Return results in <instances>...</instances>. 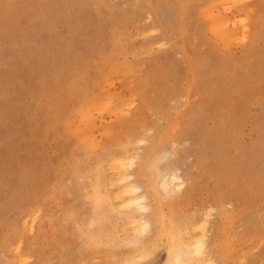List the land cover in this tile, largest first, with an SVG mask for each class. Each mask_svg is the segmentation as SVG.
<instances>
[{
	"label": "rangeland",
	"instance_id": "obj_1",
	"mask_svg": "<svg viewBox=\"0 0 264 264\" xmlns=\"http://www.w3.org/2000/svg\"><path fill=\"white\" fill-rule=\"evenodd\" d=\"M170 229L205 237L189 264H264V0H0V264H171Z\"/></svg>",
	"mask_w": 264,
	"mask_h": 264
},
{
	"label": "bare ground",
	"instance_id": "obj_2",
	"mask_svg": "<svg viewBox=\"0 0 264 264\" xmlns=\"http://www.w3.org/2000/svg\"><path fill=\"white\" fill-rule=\"evenodd\" d=\"M231 2H235V0H230ZM227 2V1H226ZM239 2V1H238ZM222 3H224L223 1H221V4ZM218 4H220L219 2H218ZM218 6V5H217ZM239 6V5H238ZM216 8H218V7H216ZM215 8V9H216ZM228 9H229V7H228ZM240 9V8H239ZM233 11V10H232ZM240 11V10H239ZM241 12V11H240ZM239 12V13H240ZM227 15V14H226ZM226 15H223V14H219V15H217V16H215V17H213L214 18V26L215 27H213V29L221 36V37H224V39L226 38V39H229L230 40V38H232L234 35H236L235 34V32H236V30H237V21L238 20H236V19H233V18H230V17H228L229 16V14L226 16ZM243 15V14H242ZM209 22V21H208ZM213 22V21H212ZM214 30H213V32H214ZM239 33V32H238ZM215 34V33H214ZM238 36H239V34H238ZM241 36V35H240ZM229 42V41H228ZM81 110H83V108L81 109ZM99 110H101L100 108H94V112H98V113H100V111ZM95 114V113H94ZM81 116H82V119L85 121L84 123H86L88 126L87 127H89V130L90 131H93L95 128H96V126H97V121L95 120V118L93 117V115H92V113H91V111H89V109H86V110H84V111H82L81 112ZM81 118V117H80ZM81 119V120H82ZM134 129V128H133ZM92 133H90V135H91ZM94 135V134H93ZM88 137H87V142H88ZM135 140H137V139H135ZM131 141V140H130ZM132 142V141H131ZM83 143V142H82ZM85 144V143H84ZM93 145V144H92ZM130 145H132V144H130ZM116 147H118V145H116ZM115 149V148H114ZM157 150V149H156ZM149 151V150H148ZM154 151V150H153ZM114 152V151H113ZM151 152V151H150ZM149 152V153H150ZM115 153V152H114ZM149 153H147V154H149ZM154 153V152H153ZM156 153V152H155ZM112 154V153H111ZM120 154V153H119ZM157 155V154H156ZM103 156V155H102ZM113 156V155H112ZM111 156V157H112ZM116 156V155H115ZM150 156V155H149ZM152 156V155H151ZM151 156L149 157V158H151ZM125 158L124 159H128L127 158V156H124ZM118 158V157H117ZM110 159H113V158H110ZM86 160V159H85ZM118 160H119V158H118ZM124 161H126V160H123V158H122V160H120V161H116V167L115 166H112L113 167V169H114V171H116L117 170V175H115L116 174V172H115V174H113L112 175V173L110 174L111 176H110V178H112L113 176H117V178H115V180L118 182V184L120 185V187H118L117 186V188H120V196H118V197H115V199L116 200H118L119 201V199L122 197V199H121V203L120 204H122L123 206H125V207H128V208H132V209H134V211H132V209L130 210L133 214H134V212H138V213H147L148 211V209H150L148 206H150V203H148V205L146 204V200H147V198H146V194L141 190V189H143V187H141L140 188V186H136L137 184H132V182H130V180H131V174H130V172H128L127 171V169H126V164L124 163ZM105 162V161H104ZM107 162V161H106ZM103 163V162H102ZM132 163H134V162H132ZM132 163H131V165H132ZM114 164H115V162H114ZM98 165V164H97ZM106 165V164H105ZM104 165V166H105ZM109 165H111V164H109ZM113 165V164H112ZM157 166V165H156ZM115 167V168H114ZM148 167V166H147ZM147 167H145V168H147ZM117 168V169H116ZM144 168V167H143ZM150 168V167H149ZM93 169V168H92ZM103 170L104 169H107V168H102ZM116 169V170H115ZM130 169V168H129ZM155 169V168H154ZM131 170V169H130ZM146 170V169H145ZM96 171V170H95ZM105 171V170H104ZM154 171V170H153ZM92 172V171H91ZM108 172H109V170H108ZM90 173V172H89ZM94 173V172H93ZM90 174H92V173H90ZM109 174V173H108ZM107 174V175H108ZM167 174H168V172H167ZM166 174V175H167ZM98 176V175H97ZM109 176V175H108ZM134 176H135V172H134ZM95 177H96V175H95ZM101 177V176H100ZM105 176L103 175L102 176V178H104ZM150 177V176H149ZM154 177V176H153ZM153 177H150V179L152 178L153 179ZM135 178V177H134ZM156 178V177H155ZM91 179V178H90ZM148 179V178H147ZM151 179V180H152ZM114 180V181H115ZM93 181V180H92ZM105 181H113V179L112 180H109V178L108 179H106ZM154 181V180H153ZM134 182V181H133ZM160 182V181H159ZM105 183H107V182H105ZM113 183V182H112ZM92 184V183H91ZM102 184V183H101ZM115 184V183H114ZM183 184H184V181L182 180V178L178 175V174H172V175H170V176H168V177H165L164 179H163V181H162V184H161V188H162V194H163V196L164 195H166V196H168L167 198H170V197H172L171 195L176 191V190H180L181 189V187L183 186ZM94 187V186H93ZM97 187V186H96ZM95 187V188H96ZM99 187V186H98ZM108 187H110L109 185L107 186V188ZM146 187V186H145ZM94 188V189H95ZM100 188H101V186H100ZM111 188H113V185H112V187ZM148 188V187H147ZM145 189V190H149V188L148 189ZM96 190V189H95ZM103 190H106V189H103ZM98 191V190H97ZM95 193V192H94ZM174 195V194H173ZM94 196H96V195H94ZM148 196V195H147ZM170 196V197H169ZM93 199H94V197H93ZM106 200V199H105ZM107 200H109V199H107ZM111 201H112V199H110ZM97 202H98V204L97 205H99V202H101L102 203V201H103V199H102V201H100V199L99 200H96ZM96 202V203H97ZM113 202H115V201H113ZM95 203V202H94ZM152 204V203H151ZM101 205V204H100ZM105 206L107 205V203L106 204H104ZM104 205H102L104 208H103V210L105 209V206ZM151 207H153L152 205H151ZM111 208V207H110ZM110 208H107V209H110ZM128 208H127V210H128ZM148 208V209H147ZM112 209V208H111ZM125 209L126 208H124V210L123 211H125ZM136 209V210H135ZM105 212H106V209L104 210ZM122 211V210H121ZM129 211V210H128ZM112 212H114V210L112 211ZM115 212H117V211H115ZM114 212V213H115ZM131 212H129V213H131ZM107 213V212H106ZM124 213V212H123ZM122 213V214H123ZM109 214V213H108ZM110 214H112V213H110ZM117 214H118V212H117ZM117 214H115V216H118ZM136 214V213H135ZM106 215V214H105ZM120 216V215H119ZM118 216V217H119ZM123 216V215H122ZM121 217V216H120ZM132 217H135L134 215L132 216ZM131 217V218H132ZM139 217V216H138ZM105 218H107V217H105ZM126 218H127V216H126ZM144 218V217H143ZM130 219V218H129ZM32 220V219H31ZM31 220H29V221H31ZM109 220V219H108ZM115 220V219H114ZM123 220L125 221V219L123 218ZM127 221V220H126ZM135 222H137L138 223V221H139V218H138V220L136 221V220H134ZM103 222V221H102ZM127 222H129V221H127ZM126 222V223H127ZM153 222V221H152ZM106 223V222H105ZM122 223H124L123 221H122ZM139 223H141V221L139 222ZM139 223H138V225H139ZM179 223V222H178ZM178 223L177 224H174V226L176 225H178ZM101 224H103V223H101ZM132 224V223H131ZM148 224H149V222L148 221H145L144 222V228H147L148 227ZM195 224V223H194ZM200 224V223H199ZM151 225V224H150ZM28 226V225H27ZM134 226V225H133ZM142 226V225H141ZM142 226V227H143ZM167 226V225H166ZM170 226V225H169ZM174 226H172V227H174ZM26 227V226H25ZM192 227V226H191ZM190 227V228H191ZM203 227L204 226H197V224L195 225V226H193V229H192V231H194V233H195V231H200V230H202L203 229ZM144 228H141V230L142 229H144ZM178 228V227H177ZM174 229H175V227H174ZM29 230V229H28ZM110 230V229H109ZM127 230V229H126ZM128 230H130V229H128ZM140 230V232H142ZM176 230V229H175ZM123 231H125V230H123ZM131 231V230H130ZM172 231H173V229H172ZM171 231V229H170V235H169V237L168 238H170L171 237V239H170V243H171V251H170V259H171V264H189L187 261H188V258L190 259V258H193V256L194 255H198V254H201L202 253V250H203V245H204V238L202 239V238H198V239H196V236H190L191 238H189V236H188V242L186 243V242H183V241H178V242H175L174 240L176 239H174V236H175V234H176V237L178 236L177 234V232L175 233V234H173V232ZM189 231H190V229L188 230V232L187 233H189ZM128 232V231H127ZM137 232V231H136ZM139 232V234H141ZM114 233V232H113ZM134 233H135V230H134ZM138 233V232H137ZM137 233H136V235H137ZM144 233V232H143ZM186 233V234H187ZM148 234V233H147ZM186 234H183V235H186ZM192 234V233H191ZM180 235V234H179ZM182 235V234H181ZM202 235V234H201ZM119 237V236H118ZM127 237V236H126ZM137 237V236H136ZM179 237H182V236H179ZM184 237H186V236H184ZM182 239V238H181ZM186 238H184V240H185ZM159 240V239H158ZM169 241V240H168ZM95 242V241H94ZM206 245V244H205ZM21 248V247H20ZM21 251H19V253H20ZM22 255V254H21ZM20 255V256H21ZM147 255V254H146ZM202 255V254H201ZM144 256V255H143ZM199 256V255H198ZM139 257V256H138ZM195 257V256H194ZM18 258V257H17ZM130 258V257H129ZM19 259H20V257H19ZM128 259V258H127ZM126 259V260H127ZM131 260V259H130ZM187 260V261H186ZM21 261V260H20ZM129 261H127V263H128ZM124 263V262H123ZM210 263V262H209Z\"/></svg>",
	"mask_w": 264,
	"mask_h": 264
}]
</instances>
